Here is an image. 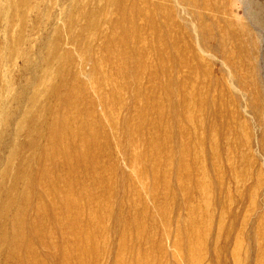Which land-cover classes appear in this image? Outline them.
Returning <instances> with one entry per match:
<instances>
[{"label":"rangeland","instance_id":"rangeland-1","mask_svg":"<svg viewBox=\"0 0 264 264\" xmlns=\"http://www.w3.org/2000/svg\"><path fill=\"white\" fill-rule=\"evenodd\" d=\"M147 1L0 0V210L13 187V195L26 193V182L13 185L20 162L13 155L20 153L26 168L36 163L39 176L46 174L42 187L56 182L65 192L91 196L80 210L82 226L74 215L77 223L66 236L63 198L51 194L45 201L39 221L54 224L50 245L40 250L51 255L45 264H264V0ZM134 7L145 13L136 17L126 58L139 72L149 70L148 62L162 81H176L189 112L180 111L177 122L132 99L136 93L150 98V72L136 80L133 67H117L127 37L119 28L122 13ZM112 87L120 98L113 109L101 103ZM78 96L84 107L67 113L91 118L101 155L91 170L75 165L73 178L59 144L50 142V124L40 136L33 131L44 108ZM65 137L70 144L68 132ZM185 163L191 176L180 170ZM10 164L14 176L3 179ZM72 178L78 183L69 189ZM0 215V237H6L15 230L12 209ZM33 216L30 211L27 219ZM77 231L85 235L76 238ZM65 249L77 252L65 257Z\"/></svg>","mask_w":264,"mask_h":264},{"label":"bare ground","instance_id":"bare-ground-1","mask_svg":"<svg viewBox=\"0 0 264 264\" xmlns=\"http://www.w3.org/2000/svg\"><path fill=\"white\" fill-rule=\"evenodd\" d=\"M145 1V0H144ZM150 2V1H149ZM149 2L146 0L145 3L149 4ZM151 3V2H150ZM148 5H145V8ZM152 6V5H151ZM155 7V6H154ZM153 7V8H154ZM156 8V7H155ZM154 8V9H155ZM151 10V8H150ZM149 10V11H150ZM157 11V10H156ZM155 12V11H154ZM158 12V11H157ZM145 10L143 9L141 11V9L139 8H132L129 11L124 10L122 13V19H121V23L119 25V28L121 30H123V33L127 34V37L125 39H123L124 43L122 46H124V49L122 51V54L120 56H118L117 59V67L119 69L122 68H126V67H133V69L135 70L134 73H132V76L136 78L139 77V74H141L143 71L139 72L137 67H136V61L134 59H127L126 58V50L128 49V47H130L129 45L131 43H135V37L131 36L132 33V29L134 28V22L136 21V17L137 15L143 14L144 15ZM154 14V13H153ZM145 16L151 18V16L147 14H145ZM144 16V17H145ZM157 16V15H155ZM154 19V18H153ZM146 20V19H145ZM154 21V20H153ZM148 22V21H147ZM146 22V23H147ZM158 22V21H157ZM161 22V21H160ZM145 23V24H146ZM139 26V25H138ZM155 27V26H154ZM161 27V25L159 26V28ZM151 28V27H150ZM158 28V27H157ZM158 28V29H159ZM138 29V28H137ZM136 29V30H137ZM144 29V28H143ZM149 29V28H148ZM153 29V27H152ZM162 29V28H161ZM160 32V31H158ZM162 32V31H161ZM166 32V31H164ZM152 33V32H151ZM155 34V33H153ZM159 39V38H158ZM171 40V39H169ZM175 40V38H174ZM157 41V40H156ZM165 41V40H164ZM172 41V40H171ZM162 42V41H161ZM166 42V41H165ZM168 42V41H167ZM122 43V42H121ZM165 45V44H164ZM156 47V46H155ZM167 47V46H165ZM154 48V47H153ZM152 48V49H153ZM122 49V48H120ZM140 49V48H139ZM129 50V49H128ZM142 50V49H141ZM158 51V50H157ZM133 52V51H131ZM135 53V52H134ZM162 54V53H161ZM158 57V56H157ZM177 58V56H176ZM173 61V60H172ZM176 61V60H175ZM150 62V61H149ZM152 62V61H151ZM177 62V61H176ZM159 63V62H158ZM163 64H165V62L162 61ZM172 63V62H171ZM175 63V62H174ZM149 65L148 62H145L144 68H148L149 70H147L145 73H149L150 72V67H147ZM175 65V64H174ZM177 65V64H176ZM150 66V65H149ZM163 66V65H162ZM177 67V66H176ZM175 69V68H174ZM162 70V69H161ZM170 70V69H169ZM173 70V69H172ZM171 71V70H170ZM175 72V70H173ZM143 72V73H144ZM144 73V74H145ZM169 73V72H168ZM59 75H64V72L61 71L59 73ZM149 76H147L148 78V83L151 86L150 91L147 90V94L149 92V99H146L139 95L138 93H136V95L132 98L134 99L138 104V106H140V109H156V111H158V114L162 115V114H168L169 117H171L174 121L177 120V118L182 117V115H179V112L183 111L186 107V102L184 101L182 103V101H180L181 97L180 95H182L181 93V89H179L178 84H176V81L172 78L165 79L164 81H162L157 73L152 71L148 74ZM164 75V74H163ZM138 76V77H137ZM142 76V75H141ZM134 80V81H136ZM108 84H112L111 79L108 80ZM137 84V83H134ZM140 84V82H139ZM127 88V87H126ZM142 88V87H141ZM174 89H178L179 91H175ZM198 89V88H197ZM117 89H115L114 87H112V93H110L109 97H102L101 99V103L109 106L113 109V105L115 106L116 104H120V98H116L115 95V91ZM138 90V89H137ZM146 90V89H145ZM184 90V89H183ZM134 91V90H133ZM159 91L163 92V96H158L159 95ZM73 91L69 92L68 94H71ZM140 94H145L143 89H140L138 91ZM184 92V91H182ZM187 92V91H186ZM67 94V95H68ZM162 95V93H160ZM185 92L183 93V97H186ZM188 94V93H187ZM147 97V95H146ZM182 97V98H183ZM116 98V99H115ZM148 98V97H147ZM104 99V100H103ZM185 99V98H184ZM183 99V100H184ZM59 101V105L54 106V105H50L46 108H44L39 114L36 115V119L35 121H39V124H35V126L39 127V129L34 130L33 132L36 133L35 135H38L39 133H41V129L43 127V124L45 125V123H48L49 129H50V142L52 143H57L60 146V154L63 157V164L67 167V173L66 175L70 176V177H74L75 175V165H80L84 171L86 169V171H88V168L90 167L89 170L95 168L98 166V162H97V158L99 155H101V150L98 148L99 145V135H97L98 131L93 129V121L90 120V117H76L74 115H69L67 113L68 108L70 106H75L76 108H81L84 107L83 102H85L82 99V96H78V98H72V100L70 101H66L65 99H58ZM193 101V100H192ZM134 102V103H136ZM34 103V102H33ZM191 103V102H190ZM83 106H82V105ZM136 105V106H137ZM59 106L62 107L66 112H62L61 110H59ZM133 106V105H132ZM152 106V107H151ZM154 107V108H153ZM189 107V106H188ZM187 107V109H188ZM127 108V107H126ZM138 108V107H136ZM134 107V109H136ZM171 108L173 110H171ZM82 109V108H81ZM139 110V108H138ZM172 112H171V111ZM186 110V109H185ZM155 112V110H153ZM187 111V110H186ZM143 112V111H142ZM188 112V111H187ZM157 114V112H156ZM166 114V115H167ZM181 114V113H180ZM189 114V112H188ZM150 115V114H149ZM164 116V115H163ZM165 117V116H164ZM160 118V117H159ZM170 118V119H171ZM183 118V117H182ZM80 119V120H78ZM190 119V118H189ZM160 120L162 121V119L160 118ZM180 120V118L178 119ZM191 120H193L191 118ZM147 121V120H146ZM168 121V120H167ZM166 121V122H167ZM169 122V121H168ZM172 122V121H171ZM177 122V121H176ZM175 122V123H176ZM184 122V121H182ZM154 123V122H153ZM156 123V122H155ZM164 123V122H163ZM174 123V124H175ZM190 121L188 122V120L186 121V124H189ZM149 124V123H148ZM173 124V123H172ZM158 125V123H157ZM162 125V124H161ZM179 125V124H178ZM190 125V124H189ZM31 126V125H30ZM33 126V125H32ZM163 126V125H162ZM167 126H170L167 124ZM166 126V127H167ZM182 126V125H181ZM152 127V126H151ZM180 129L181 127L178 126ZM159 129L161 127H158ZM158 129V130H159ZM175 129V128H174ZM183 129V128H182ZM181 129V130H182ZM179 130V129H178ZM177 130V131H178ZM180 130V131H181ZM184 130V131H183ZM183 132H187L185 131V129H183ZM157 131V130H156ZM69 133L71 142L70 144H66L67 142V137H65L66 133ZM182 132V133H183ZM189 132V131H188ZM30 133V132H29ZM33 133V134H34ZM169 133V132H168ZM178 133V132H177ZM187 134V133H186ZM180 135V134H179ZM178 135V136H179ZM183 135V134H182ZM182 135H180L182 137ZM188 135V134H187ZM40 136V134H39ZM134 136V135H133ZM137 137V136H136ZM161 137V136H159ZM172 137V136H171ZM177 138V135H176ZM171 139V138H170ZM169 139V140H170ZM29 140V139H28ZM167 140V139H166ZM185 140V139H184ZM69 141V139H68ZM172 141V140H171ZM31 143V140H30ZM166 143V142H165ZM191 144V143H189ZM170 145V144H169ZM29 148L31 150L35 149L37 147L36 144L32 143V145H29ZM168 146V145H167ZM190 147V146H189ZM166 148V147H165ZM173 149V147L171 148V150ZM191 149V148H190ZM161 150V149H160ZM176 151V150H175ZM187 151V147H182L180 148L179 154L183 155L185 154V152ZM12 152V151H11ZM165 154L167 155L169 153L168 149L164 150ZM15 153V150L14 152ZM20 153H18L17 155H13L15 160H20L19 165H18V169L19 172L17 170L15 179H14V184L13 185H18L21 182H26L23 183L22 185L25 186V190L26 193L24 195H21L20 193H16L15 195H13V191H14V187L11 189L10 193H9V199L7 202V205L3 208V210H0L2 212H0L2 215L3 213L7 212L8 210L12 209L13 212V217H11V215H9L11 218H13L14 222H15V230L12 231V233H9L10 235H6L2 233V237H0V248L1 245L2 248L0 251H2L4 253V262L5 264H45L42 260L44 257L49 258L51 255L46 254L43 257L41 256L40 250L44 249V247L47 248L48 245H50V240H51V234L48 232L49 230V226L54 230V224L53 226L49 225L48 226V222H44L41 223L39 221V216L40 215V211L43 210V206L45 204L46 200H50L48 198H50V195L52 194L53 196H55L56 194L58 196H61L63 198V206L65 208V212L63 211V218L61 219V225H62V231L65 233V236L68 235L66 234L70 232L71 230L69 229L70 227H68L69 225L72 226L75 225V223H77L75 221L74 215L75 217L81 221L82 219V215L80 210L84 208V205L88 204L89 201L91 200V196L88 195L86 193V190H84L85 192V196L83 197L82 195L79 196V194H75L74 192H65L62 189H60V183L59 185L55 182V183H49L47 185H45L46 187H42L44 185V177H45V173H43L39 176V164H36L35 162V168L33 165V169H28L30 168L29 166L26 168L27 166V161H25V159L23 158L24 156L22 155V157L19 156ZM172 154V153H170ZM196 154V153H195ZM175 155V154H174ZM188 155V154H187ZM12 157V156H11ZM181 158V156H179ZM193 157V161H194V156ZM13 158V159H14ZM185 158V157H184ZM27 159V158H26ZM100 159V158H99ZM165 159V158H164ZM198 159V158H195ZM96 160V161H95ZM175 160V159H174ZM185 160V159H184ZM12 161V160H11ZM150 161V160H149ZM159 161V160H158ZM167 161V160H166ZM177 161V158H176ZM186 161H188L186 159ZM192 161V165H195L197 162ZM9 162V161H8ZM7 162V163H8ZM14 162V161H13ZM30 162V161H29ZM154 162V161H153ZM156 162V160H155ZM182 162V161H181ZM12 163V162H11ZM132 163H136L135 161ZM131 163V164H132ZM159 163V162H157ZM175 163V162H174ZM189 163V162H188ZM187 163V164H188ZM137 164V163H136ZM153 164V163H152ZM166 164V163H164ZM179 164V163H178ZM183 164V163H182ZM186 164V163H185ZM183 165V167L181 168L180 166V170H183V172L186 174L185 176H191V167L190 165ZM26 165V166H25ZM150 165V164H149ZM158 165V164H157ZM13 166V165H12ZM101 166V165H99ZM133 166V164H132ZM196 166V165H195ZM194 166V167H195ZM138 167V166H137ZM148 167V166H147ZM54 168L55 169H59V164L57 161H54ZM99 168V167H98ZM135 166H134V170H135ZM141 168V167H140ZM139 168V169H140ZM160 168V167H159ZM197 168V167H196ZM17 169V168H16ZM14 169V170H16ZM143 169V168H142ZM163 169V168H161ZM166 169V168H165ZM199 169V168H198ZM156 170V169H155ZM167 170V169H166ZM169 170V169H168ZM179 170V173H181ZM137 171V170H136ZM160 171V170H158ZM157 171V173H158ZM45 172V171H44ZM93 172V170L91 171ZM171 172V171H170ZM169 172V173H170ZM13 173V174H12ZM14 173L12 171L11 168V164L9 169L7 170V172L5 173V175L2 177L3 179L7 178L8 176H11L10 174H12L14 176ZM204 173V172H203ZM143 174V173H141ZM174 174V173H172ZM105 175V174H104ZM144 175V174H143ZM157 175V174H156ZM159 175V173H158ZM162 175V172H161ZM159 175V177L161 176ZM183 175V174H182ZM146 175H144L143 177H145ZM173 176V175H172ZM184 176V177H185ZM91 177V176H90ZM95 177L96 176V172H95ZM101 177V176H100ZM148 177V176H147ZM154 177V176H153ZM55 179H58V177H54ZM73 178L72 181L70 183H67L66 187H69V189H72L74 187L75 184L78 183V180H75L73 182ZM169 178V177H168ZM175 178V177H174ZM172 178V179H174ZM98 179V178H97ZM145 179V178H144ZM183 179V178H182ZM8 180V179H7ZM170 180V179H169ZM175 180V179H174ZM179 180V179H178ZM186 180V179H184ZM1 181V180H0ZM96 181V180H94ZM167 181V180H166ZM171 181V180H170ZM11 182V183H13ZM99 182V179H98ZM173 182V181H172ZM175 182V181H174ZM186 182V181H185ZM6 184V182H4ZM102 183V182H101ZM10 184V183H9ZM167 184V183H166ZM183 184V183H182ZM1 185V182H0ZM8 185V184H7ZM100 185V184H98ZM11 186V185H9ZM194 186V184H193ZM8 187V186H7ZM16 187V186H15ZM23 187V186H21ZM184 187V186H183ZM191 187V185H190ZM1 188V187H0ZM83 188H85L83 186ZM100 188V187H99ZM106 188V187H105ZM189 188V187H188ZM186 186L184 187L185 192L188 193L189 189ZM193 188V187H192ZM196 188V186H195ZM199 188V187H198ZM20 189V188H19ZM170 189V188H169ZM182 189V188H181ZM205 189V188H204ZM156 191V190H155ZM158 191V190H157ZM25 192V191H24ZM172 192V191H171ZM176 192V191H175ZM184 192V193H185ZM190 192V191H189ZM117 193V192H116ZM182 193V194H184ZM194 193V192H192ZM171 193H169L170 195ZM173 194V193H172ZM198 194V193H197ZM118 195V194H117ZM189 195V194H188ZM193 195V194H191ZM190 195V196H191ZM187 196V195H186ZM166 197V196H165ZM164 197V199H165ZM208 197V196H205ZM100 198V197H99ZM193 198V197H192ZM95 199V198H94ZM170 199V198H169ZM190 199V198H189ZM100 200V199H99ZM103 201V200H102ZM169 201V200H167ZM104 206L106 205L105 202ZM98 205V203H97ZM4 206V205H3ZM103 206V207H104ZM168 206V205H167ZM61 207V209H62ZM80 207V208H79ZM107 207V206H106ZM190 207V206H189ZM95 208V207H94ZM105 208V207H104ZM98 209V208H97ZM199 209V208H198ZM99 210V209H98ZM167 209H165L166 212ZM33 212L34 216L32 217L33 219L31 221H29L27 219V216L29 214V212ZM94 211V210H93ZM99 212V211H98ZM93 214V213H92ZM97 214V213H96ZM1 216V215H0ZM93 216V215H92ZM97 218V216H95ZM101 217V216H99ZM98 217V218H99ZM167 217V216H166ZM8 218V217H7ZM169 218V217H168ZM1 219V218H0ZM92 219V217L90 218ZM60 220V219H59ZM57 221V220H56ZM54 221V222H56ZM78 221V222H80ZM6 222V220L4 221ZM82 222V221H81ZM89 222V220L87 221ZM86 222V223H87ZM95 222V221H94ZM53 223V222H51ZM83 222L81 223L82 226ZM140 224V223H139ZM80 225V223H79ZM78 225V227H79ZM171 225V224H170ZM48 226V227H47ZM132 227V226H131ZM61 228V227H59ZM75 229V228H74ZM82 229V228H81ZM202 229V228H201ZM75 230H78L77 228ZM199 231V230H198ZM122 232V231H121ZM195 232V231H194ZM201 232V231H200ZM63 233V234H64ZM70 233H73L70 232ZM75 233V232H74ZM186 233V232H185ZM203 233V232H202ZM194 234V233H193ZM85 235L84 232H80L77 231V234H73L74 237L78 238ZM92 236V235H91ZM90 236V237H91ZM192 236V235H191ZM202 236V235H201ZM193 238V237H192ZM195 238V237H194ZM90 239V238H88ZM87 239V240H88ZM96 239V238H95ZM84 240V239H83ZM183 240V239H182ZM83 242V241H82ZM196 242V241H195ZM79 243V242H78ZM90 243H93L92 241ZM89 243V244H90ZM192 243V241H191ZM197 244V243H194ZM203 244V243H202ZM81 245V244H80ZM191 245V244H190ZM201 245V244H200ZM199 245V247H200ZM65 246V245H64ZM70 246V245H69ZM76 246V245H75ZM82 246V245H81ZM184 246V245H183ZM71 247V246H70ZM74 247V246H73ZM79 247V246H78ZM82 248V247H81ZM185 248V247H184ZM190 248V247H189ZM202 248V247H201ZM90 248L88 247L87 249H85V251H89ZM93 250V249H92ZM122 250V249H121ZM183 250V249H182ZM181 250V251H182ZM185 250V249H184ZM188 250V249H187ZM186 250V252H188ZM61 251V250H59ZM63 255L65 257H70L73 254H75L77 252V250H62ZM123 251V250H122ZM84 252V251H81ZM86 252V253H87ZM190 252V250H189ZM195 252V251H194ZM85 254V253H84ZM90 254V252H89ZM194 254V253H193ZM2 255V254H1ZM81 255V253H80ZM94 255V254H92ZM97 255V254H96ZM196 255V254H195ZM87 256V254H86ZM90 256V255H89ZM88 256V257H89ZM191 256V255H190ZM194 256V255H193ZM192 256V257H193ZM191 257V258H192ZM199 257V256H198ZM2 258V257H1ZM144 259V258H142ZM189 259V258H188ZM200 260V258L198 259V261ZM192 261V260H191ZM190 261V262H191ZM2 263V262H1ZM199 264V263H196Z\"/></svg>","mask_w":264,"mask_h":264}]
</instances>
